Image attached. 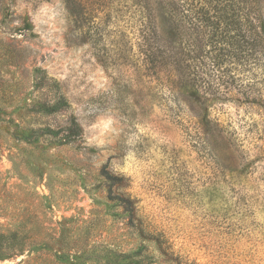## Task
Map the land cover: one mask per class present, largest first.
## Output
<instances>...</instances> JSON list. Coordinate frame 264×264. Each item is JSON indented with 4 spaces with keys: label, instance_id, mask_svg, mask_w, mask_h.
Wrapping results in <instances>:
<instances>
[{
    "label": "rangeland",
    "instance_id": "rangeland-1",
    "mask_svg": "<svg viewBox=\"0 0 264 264\" xmlns=\"http://www.w3.org/2000/svg\"><path fill=\"white\" fill-rule=\"evenodd\" d=\"M85 3L0 0V264H264V42L172 92Z\"/></svg>",
    "mask_w": 264,
    "mask_h": 264
},
{
    "label": "trees",
    "instance_id": "trees-1",
    "mask_svg": "<svg viewBox=\"0 0 264 264\" xmlns=\"http://www.w3.org/2000/svg\"><path fill=\"white\" fill-rule=\"evenodd\" d=\"M63 1L74 23L89 22L85 0ZM128 4L136 19L137 70L172 92L198 88L205 59L248 57L264 42L260 0H122V8ZM19 240L17 232H0V256L21 254Z\"/></svg>",
    "mask_w": 264,
    "mask_h": 264
}]
</instances>
